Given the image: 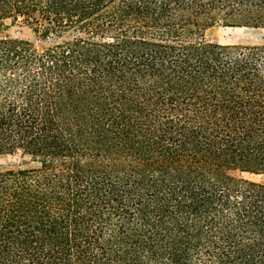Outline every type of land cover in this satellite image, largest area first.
I'll list each match as a JSON object with an SVG mask.
<instances>
[{
	"label": "trees",
	"instance_id": "1",
	"mask_svg": "<svg viewBox=\"0 0 264 264\" xmlns=\"http://www.w3.org/2000/svg\"><path fill=\"white\" fill-rule=\"evenodd\" d=\"M0 264H264V0H0Z\"/></svg>",
	"mask_w": 264,
	"mask_h": 264
},
{
	"label": "rangeland",
	"instance_id": "2",
	"mask_svg": "<svg viewBox=\"0 0 264 264\" xmlns=\"http://www.w3.org/2000/svg\"><path fill=\"white\" fill-rule=\"evenodd\" d=\"M34 26L6 20L0 25V39H23L33 43L37 48L52 44L53 40H41L34 32ZM203 37L206 41L220 45H260L264 44V33L261 30L237 29L213 26L204 31ZM32 164L29 158L20 154L0 156V171L15 169L18 167H29ZM242 178L264 184V176H251L243 174Z\"/></svg>",
	"mask_w": 264,
	"mask_h": 264
}]
</instances>
